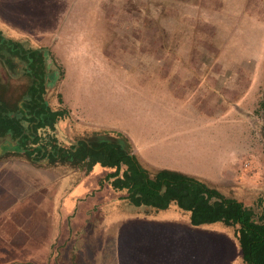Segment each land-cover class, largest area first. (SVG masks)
<instances>
[{"label": "rangeland", "instance_id": "374dc122", "mask_svg": "<svg viewBox=\"0 0 264 264\" xmlns=\"http://www.w3.org/2000/svg\"><path fill=\"white\" fill-rule=\"evenodd\" d=\"M194 1L193 15L185 13L187 20L174 23L173 19L164 18V32L160 39L156 35L155 49L160 40V57L168 63L177 60L187 65L188 60H203L208 65L204 70L211 77L214 71L221 73L222 68H213L212 62H226L231 64L229 75L236 78L240 55L237 43L242 45V56L248 62L247 57L255 47L264 44V36L251 33L250 16L237 25L236 0ZM127 7L134 5L122 0H0V48L9 47L12 41L45 57L54 68L55 88L48 93L51 106L58 107L62 93L74 116L87 129L116 128L138 136L139 130L149 127L181 125L182 95L172 96L167 90L156 89L159 85L154 78L159 74L152 67L151 71L144 70L137 62L129 71L128 61L131 63V55L136 53L124 55L122 48L125 44L137 46L139 43H132V35L122 31L129 13ZM140 29L143 32L149 29L147 33L153 29L152 23L147 18L143 20L142 15ZM240 30L246 31L243 37H237ZM202 37L206 43L200 47L192 45L194 39ZM148 38L142 37L144 49L153 41L151 37L147 42ZM193 52L197 57H193ZM145 54L152 55L153 51ZM144 65L150 64L144 62ZM8 69L0 60V95L17 99L19 94L24 95L28 80L16 79L13 70ZM181 69L190 73L186 67ZM161 76L170 78L171 75L166 76L163 71ZM168 86L164 84L165 88ZM229 103L232 101L226 100L224 115L220 111V117L204 116L206 127L199 124V119H204L202 116H194L188 125L185 123L191 129L189 140L194 147L198 146L195 151H199V146L206 149L200 156L193 155L194 167L200 170L203 162L239 157V165L251 177L258 176V183L262 184L264 86L253 100L252 97L237 99V109L235 105L228 107ZM70 123L72 120L62 125L67 133L71 132ZM71 139L73 143L78 141L74 136ZM248 142L251 145L255 142L250 154L246 153ZM59 162L34 163L12 151L0 158V235L11 234L14 247L17 242H30V256L25 253L14 264H210L208 257L215 255V247H203L198 254L196 250L191 252L185 244L188 238L182 233L184 229L171 223L174 212L161 215L163 223L143 225L138 220L120 223L128 215L127 210L124 213L101 210L105 199L103 188L109 181L103 178L98 181L95 175L89 176L86 166H81L82 177L78 179L79 174H73L65 192L67 186L64 182L60 185L61 179L75 172L77 166ZM248 198L258 212H264V190ZM108 201L107 198L109 204ZM37 224L46 227L44 232L51 226L52 238H42L39 234L42 228L36 227ZM20 246L23 250L26 247ZM236 248L232 245L233 255ZM232 260L237 264L236 257Z\"/></svg>", "mask_w": 264, "mask_h": 264}, {"label": "crops", "instance_id": "0c3cea01", "mask_svg": "<svg viewBox=\"0 0 264 264\" xmlns=\"http://www.w3.org/2000/svg\"><path fill=\"white\" fill-rule=\"evenodd\" d=\"M122 1L127 5H134V7H127V11H129V13L126 16L125 22H123L125 27L122 28V31L126 35H132V43H139L137 46L125 44L122 48L124 55L125 52L136 53V55H131V63L127 60L129 71L132 68H135L134 63L137 62L144 70L151 71L152 67V69L159 74V77L154 78L156 81L155 83L159 85V88L156 89L167 90L172 96L173 94L179 95L180 97L182 95L180 99L183 101L181 109L183 124H179L178 126L166 124L165 127L162 125L149 127L144 130H139L138 136L134 133L125 134L123 131L116 128L104 127L90 130L83 126L74 116L73 108L70 106L66 97H64L62 93V100L61 102L58 100L57 108L61 107L67 109L69 111V116L67 120L65 119L66 121L60 120L61 124L67 125L70 120H72V129L75 137H77V140L88 137V135L95 132L120 134L127 139L131 146L132 153L149 171L155 172L162 169H168L182 172L204 181L227 197H234L244 202L247 206L254 207L252 206L253 204L248 196H251L252 194L256 195L259 191L264 190V183L259 184L258 176L251 177L247 170L243 169V167L239 165V157H237V159H234L233 157L232 159H213L214 161L210 160V163L207 162L205 164V162H203L202 165L199 163L202 167L199 166L200 170L195 169L193 164V155L197 154V156H200V154L204 153L206 149L199 146V151H195L198 146L197 148L194 147L192 141L189 140L192 139V136L189 138L188 133H190L191 129L187 125L192 121V117L194 116H202L204 118V116L210 117L214 115L220 117V111L224 115L227 110L226 100L232 101V104L229 103L228 107L235 105L237 109V99L241 100L243 98L252 97L253 100L256 98L258 92L264 86V44H259L255 47L254 51L257 53L252 51L253 54H250L247 57L249 58V61L247 62V59L242 56V45L237 43V52L240 53L237 63V77L235 78L229 75L230 71L228 72V67H231V64L218 60H215L212 64L214 65L213 68L222 67L220 70L221 73L214 71V76L211 77L210 74L208 75L206 70H204V68L208 67V65L206 62H203V60H188V62H186L187 65H181L184 62H178L177 60H173V62L170 61V63H168L164 62L160 57L162 55L160 40H158L157 43L158 48L155 49L156 35H158L160 39L164 32V18L168 20L173 19L174 23H177L178 20H187L185 13L189 12L193 15V6L195 5L194 0ZM238 1L241 3L240 7L238 6L240 4ZM236 2L237 20H239L237 25H240V21L245 19V17L250 16L251 29L249 30L251 33L253 35L260 33L261 37L264 36V0H236ZM150 3L154 6L147 7L145 5ZM163 4L166 5L164 8L162 7ZM167 4L171 6L169 7ZM130 11L132 12L130 13ZM178 11H180V13H178ZM141 15L143 20L147 18V20L152 23L153 29H150L149 33H147L149 29H146L145 32L140 29ZM146 25H149V23ZM197 32H199V30L195 33ZM245 33V30H240L237 37H243ZM202 35H205L203 29ZM145 36L149 37L147 42H150L151 37H153V41L146 47V49H144V46H141L142 37L145 38ZM206 42L207 40H204L202 37L199 40L194 39L192 45L200 47L201 43ZM145 50L150 53L153 51V54L147 56L145 54ZM173 55H175V52H173ZM193 57H197L195 52H193ZM136 58L137 61L135 62ZM144 62H149L150 65L144 67ZM258 65H260V68L257 67ZM182 67H186L190 73H188L187 70L183 71V69H181ZM194 69H196V75H193L195 73ZM163 71L166 76H168V74L171 75L170 78H163L161 76ZM164 84L169 86L165 88ZM154 99L156 103V96ZM242 102L243 101H241V103ZM158 104L160 105V102ZM159 108H161V106H159ZM159 112H161V110H159ZM199 121V124L202 127H206L207 119L204 118L202 120L200 118ZM198 143L200 145L201 141ZM254 146L255 142L253 145L248 142L246 153L250 154V151ZM200 148L202 152L200 151ZM112 171H114L113 168L104 167L98 163L88 174L91 177L95 175L97 180L100 181ZM73 174L75 175L76 172L63 176L60 185L62 186V182H64L65 186H67L69 184L68 180L73 176ZM77 174H79L78 179L82 177L81 166ZM68 187L69 186L64 188L65 192ZM103 191L105 192V199L102 203V211L124 213V210H127L128 215L123 216L119 221L120 223L125 222L127 224L132 223L135 220L142 222L143 225L163 223L165 220L161 218V215L168 212H174L175 223H171L177 225L179 229H184L182 233L186 234V238H188L185 240V244L191 252L196 250L198 254V252L200 253L201 248H210L214 246L215 248L213 251L215 255L208 257L210 259V264H235L232 260L235 257L237 258V264H245L242 258L238 235L236 234L234 227L227 226L224 223V225L218 226H212L209 224L194 226L191 224L190 212L180 209L176 204H171L169 208L164 210H157L151 207H138L131 204L126 198H124L126 191L115 190L110 183L107 187L105 186V188H103ZM107 198L110 200L108 201L110 202L109 204L106 203ZM36 227L42 228V230L39 231L42 238H52L53 229H51V226H47L45 232L43 228L46 227L39 226L38 224ZM110 227H112V225H110ZM15 229L16 231L18 230V225ZM5 237H7V240ZM5 237L0 235V264H14L15 261L18 263V260H22L25 253L28 257L30 256V242H17L14 247L11 242V240L13 241L12 235L9 234ZM36 237L40 236L37 235ZM53 237H55V234ZM22 244H25L26 246L24 250L22 246H20ZM232 245H235V247L237 246L236 253L234 255L231 249Z\"/></svg>", "mask_w": 264, "mask_h": 264}, {"label": "trees", "instance_id": "16d2710c", "mask_svg": "<svg viewBox=\"0 0 264 264\" xmlns=\"http://www.w3.org/2000/svg\"><path fill=\"white\" fill-rule=\"evenodd\" d=\"M10 43L9 47L0 48L1 56L11 52L12 56L19 55L28 60L27 53L31 50L12 41ZM32 53L37 54L35 51ZM12 56L7 58L8 65L12 62ZM37 61L42 62L43 56L37 57ZM44 91L37 85L28 87L24 96L29 94V100L23 106L18 104V100L0 95V133L12 132L15 138L20 139L17 153L25 151L30 160L35 156L36 160L48 158V163L65 161L71 154L80 160V166H86L87 172L98 163L113 168L114 171L103 180L109 181L115 190L126 191L124 198L131 204L157 210L176 204L190 212L194 226L216 222L232 226L238 235L244 263L264 264V212H258L234 197H227L204 181L182 172L168 169L149 171L132 153L130 144L122 135L95 132L76 144L75 150H64L61 152L62 159L58 158L57 141L46 140L39 129H54L56 123L68 115V111L65 108L51 109L45 102ZM24 96L20 99H24Z\"/></svg>", "mask_w": 264, "mask_h": 264}, {"label": "flooded vegetation", "instance_id": "af4514ba", "mask_svg": "<svg viewBox=\"0 0 264 264\" xmlns=\"http://www.w3.org/2000/svg\"><path fill=\"white\" fill-rule=\"evenodd\" d=\"M29 50H31V49H29ZM32 52H34V51L31 50L30 52L27 53L28 60L26 58L22 59V57H20L19 55L14 54L12 56L11 52H8L9 55L8 54L2 55V56L0 55V60L5 64V66H7V68L13 70V72L15 73L14 77L16 79L27 78L28 82L26 83V87L24 89V94H25V91L28 89V87L37 85L39 88H43L45 90L43 93V95L45 96V102L50 106L51 109L57 110L58 109L57 107L54 108L51 106V95L48 94L49 91L52 89V87L55 86V81H53L54 80V75H53L54 74V68L49 65V62H47L45 57H43L42 62L37 61V57H39L40 55L36 54V56H37L36 57L35 54ZM10 56H12V62L10 65H8L9 63H8L7 58H10ZM9 72H10V70H9ZM21 95H23V94L21 93ZM21 95L19 94L20 97H18L17 99H16V97L15 98L13 97L12 99L18 100L19 101L18 104L20 106H23V104L26 103L27 100H29L30 95L29 94H26V96L23 95L24 99H20L23 97ZM12 115H14V114H12ZM68 116H69V113L61 121L65 120V119L67 120ZM20 117H21V114L18 115V118H20ZM61 121H58L56 123V126L54 129H51L49 127L41 128V129H39V133H40V135L45 137V139L46 138L50 139L51 142H53L54 140L57 141L58 148L56 150H58V154H56V155L58 158L62 159L61 152H63L64 150H67V151H69L71 149L75 150L76 144L71 141L72 140L71 137L72 136L75 137V134H74L73 129H72V123H70L71 132L67 133L63 129ZM30 131H32V130H30ZM0 137L3 138L2 140H0V143H1V146L3 149L2 153L0 154V158L3 157L8 151H12V152L17 153V150H16L17 146L21 145V141L19 138H15L12 132H7L6 134L0 133ZM48 148L52 149L53 147L49 146ZM54 151H55V147H54ZM24 153H25V151L21 150V153L20 154L18 153V154L23 155L24 157L27 158V155ZM49 154H50V152H49ZM51 154H55V153H51ZM35 157L32 158V160H31L32 162H34L36 160ZM76 158L77 157L73 158L72 155L70 154V157H68L67 160L66 159H65V161L61 160L59 163L60 164H68V165H69V163H73L74 166L75 165L77 166V170H75V172L76 171L78 172L79 168H80V160H76ZM48 162H49L48 158H38L34 163L46 164ZM69 174H71V173H69Z\"/></svg>", "mask_w": 264, "mask_h": 264}, {"label": "water", "instance_id": "95a60500", "mask_svg": "<svg viewBox=\"0 0 264 264\" xmlns=\"http://www.w3.org/2000/svg\"><path fill=\"white\" fill-rule=\"evenodd\" d=\"M85 138H87V137H85ZM85 138H83V139H85ZM3 138L2 137H0V140H2ZM83 139H80V140H78V141H76V142H74L75 144H78L79 142H81ZM2 146H1V143H0V154L2 153Z\"/></svg>", "mask_w": 264, "mask_h": 264}]
</instances>
